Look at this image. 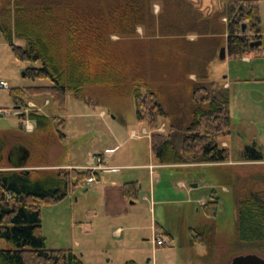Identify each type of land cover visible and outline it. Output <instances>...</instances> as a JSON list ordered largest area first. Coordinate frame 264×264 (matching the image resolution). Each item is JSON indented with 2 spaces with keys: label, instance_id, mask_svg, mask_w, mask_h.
Here are the masks:
<instances>
[{
  "label": "rangeland",
  "instance_id": "rangeland-1",
  "mask_svg": "<svg viewBox=\"0 0 264 264\" xmlns=\"http://www.w3.org/2000/svg\"><path fill=\"white\" fill-rule=\"evenodd\" d=\"M53 1L0 0V23L11 25L17 4L35 8ZM187 1L199 9L201 23L197 26L192 25L191 12L156 4L154 29L159 31L155 35L146 36L144 29L138 28L134 38L112 37L111 42L129 70L155 86L167 114L156 130L158 134L166 135L171 127L184 131L191 123V90L207 67V82L217 84L229 96V135L218 141L230 154L224 164L157 165L150 148L153 132L136 121L133 98L114 97L98 87L85 89L82 101L68 97L62 115L67 138L63 145L50 136L26 134L9 92L50 83L25 77L27 69L41 64L17 61L0 34V82L8 86L7 90L0 89L4 170H10L12 149L21 145L30 152L25 170L56 172L63 170L58 166L88 167L90 157L110 151L115 153L109 166L122 167L117 172H97L98 177L92 176L93 184L85 181L64 201L41 206V233L47 249L71 251L83 264H231L234 258L248 255L264 260V247L242 244L236 231L241 195L256 192L264 198V26L260 56L248 55L249 62L228 57L220 61V50L226 48V19L218 21L215 12L226 0ZM208 17L212 30L203 27ZM173 26L180 27L185 35H173ZM13 45L24 47L25 43L14 40ZM29 103L40 108L42 115H58L45 96L29 101L27 106ZM131 135L144 138L136 140ZM253 147L263 161L242 160V153ZM149 164L159 166L153 178L148 170L136 168ZM129 183L137 186L130 198L122 195ZM209 202L216 203L213 219L203 208ZM195 231L206 235L208 246L191 245ZM155 240L166 244L156 247ZM0 247H6L2 240Z\"/></svg>",
  "mask_w": 264,
  "mask_h": 264
},
{
  "label": "trees",
  "instance_id": "trees-1",
  "mask_svg": "<svg viewBox=\"0 0 264 264\" xmlns=\"http://www.w3.org/2000/svg\"><path fill=\"white\" fill-rule=\"evenodd\" d=\"M259 0H226L217 8L218 21L226 19V53L229 59L241 60L248 55H261L262 41ZM173 6L191 12L192 25L201 23L199 9L187 0H55L35 8L17 4L11 25L0 23V34L10 44L19 62L40 63L39 68L25 71L32 81L47 80L49 86L14 88L9 92L15 109L27 108V103L41 96L55 105L58 115L45 116L33 111L28 120L35 123V136H50L58 145L66 142V121L62 118L69 96L83 100L88 88H102L111 96H130L136 109V121L153 132L150 148L159 166H189L224 164L229 151L218 141L229 135V96L226 90L208 81L207 67L198 75L195 87H190L193 112L191 123L184 131L171 127L166 135L156 133L167 114L159 101L155 86L145 77L131 72L112 37L132 39L138 28L144 35H155L153 7ZM188 12V13H189ZM162 15V14H161ZM211 18V17H210ZM203 21L212 30L211 19ZM161 16L157 18V26ZM213 19V20H216ZM243 26L246 27L242 32ZM159 27V26H158ZM174 27V26H173ZM173 35L183 36L180 27ZM170 34V33H169ZM23 41L24 47L13 45ZM21 121L25 119L20 116ZM4 146L0 139V264H83L68 250L46 248L41 233L40 208L64 201L85 181L98 177L90 170H25L27 166L6 168ZM246 162L263 161L262 154L253 148L242 153ZM10 162V161H9ZM136 184L124 186V197H134ZM215 202L203 206L209 219L215 218ZM236 231L242 244L264 247V198L248 192L237 200ZM190 243L208 246L204 233L195 231ZM133 264V263H128Z\"/></svg>",
  "mask_w": 264,
  "mask_h": 264
},
{
  "label": "crops",
  "instance_id": "crops-1",
  "mask_svg": "<svg viewBox=\"0 0 264 264\" xmlns=\"http://www.w3.org/2000/svg\"><path fill=\"white\" fill-rule=\"evenodd\" d=\"M259 1H260L259 7H260V17H261V28H262L264 26V4H263L264 3V0H259ZM226 58H227V55H226ZM242 60H244L245 62H249V57H246V58H244ZM225 88H226V86H225ZM17 117L19 118L20 116L17 115ZM31 122H33V121H30V123ZM23 123H24V121H21V125H22L21 130L23 132H27L26 134H29V135L33 134L34 131H35V128H36L35 123L34 122L32 123V124H34V129L31 132H28V131L25 130V127H24V124ZM133 133H135V132H133ZM133 133H132V135H133ZM132 135H131V138L136 139V140H141V139L144 138V137H137V138H135ZM114 153H115L114 151H110V152L104 153L103 155H99V156H101L102 161H103V164H102V168L103 169L102 170H99L97 172H117L119 169L122 168V167H110L109 166V161L112 159V156L114 155ZM29 154H30L29 148L26 145H24V146H22V145L21 146H17V147H15V148L12 149V154H11V158L10 159L12 160V163H13V165L15 167H18V166H27V163L30 160ZM105 157H107L108 159L106 160ZM93 158L94 157H90L88 167H76V166L61 167V166H58V165L57 166L59 168H61V169L87 170L88 168L95 167L97 165L96 162H95V160ZM51 165H55V164H51ZM157 167H159V166L149 164L147 166L144 165V166H140V167H136V168H138V169H141L142 168L144 170H148L149 176L151 178H153L154 177V171L156 170ZM123 168H126V167H123ZM131 168H134V167H131ZM97 172H95V173H97ZM122 195H123V192H122Z\"/></svg>",
  "mask_w": 264,
  "mask_h": 264
},
{
  "label": "built area",
  "instance_id": "built-area-1",
  "mask_svg": "<svg viewBox=\"0 0 264 264\" xmlns=\"http://www.w3.org/2000/svg\"><path fill=\"white\" fill-rule=\"evenodd\" d=\"M0 89H5L7 90L8 89V86L7 84L3 83V82H0ZM33 111H36V112H40L41 109L38 108L36 105L32 104V103H29L27 108L23 109V110H18L16 111V114L18 116H24L25 119L23 120L24 121V127H25V130L28 131V132H31L33 130L32 126H30V121L28 120V115L30 112H33ZM0 113L2 115H4V111H0ZM96 162V166L95 167H90L88 168L87 170H90L92 173H95L99 170H102V164H103V161H102V158L101 156H94L93 158ZM95 181V179L92 177L90 179L87 180V183L88 184H92L93 182ZM166 244L165 241L163 240H155V246L156 247H162Z\"/></svg>",
  "mask_w": 264,
  "mask_h": 264
},
{
  "label": "water",
  "instance_id": "water-1",
  "mask_svg": "<svg viewBox=\"0 0 264 264\" xmlns=\"http://www.w3.org/2000/svg\"><path fill=\"white\" fill-rule=\"evenodd\" d=\"M245 30H246V27L243 26L242 32H245ZM261 45H262L261 41L251 43L252 47H260ZM226 54H227L226 48H222L219 53L220 61L225 60ZM17 110L19 109L17 108ZM231 264H264V260L255 255H248V256H240V257L234 258Z\"/></svg>",
  "mask_w": 264,
  "mask_h": 264
}]
</instances>
